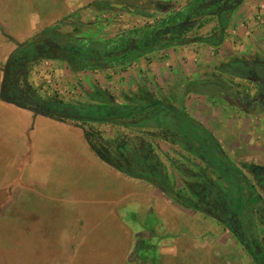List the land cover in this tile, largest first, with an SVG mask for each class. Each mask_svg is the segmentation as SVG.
Segmentation results:
<instances>
[{
    "label": "rangeland",
    "instance_id": "obj_1",
    "mask_svg": "<svg viewBox=\"0 0 264 264\" xmlns=\"http://www.w3.org/2000/svg\"><path fill=\"white\" fill-rule=\"evenodd\" d=\"M94 1L96 0H0V83L10 53L17 48L16 43H25L55 23L66 21L68 26L63 32L72 37L80 36L94 41H108L125 31L149 23L125 12H108L89 6ZM157 18L160 20L161 16L157 15ZM218 25L216 19H209L204 25L205 30L195 29L190 36L212 34L219 31ZM228 70L230 75L227 77H214L217 87L211 85L210 81L207 84L193 83L188 86L199 91L208 90L210 94L216 93L217 96L222 89L231 87L238 92L252 87L253 92L251 88L250 90L255 93L256 88L251 82L236 75L237 72L246 73L244 67L234 65ZM122 71L125 69L116 72ZM111 77L113 74L108 70L73 73L64 63L40 61L30 65L27 82L39 97L45 100L55 99L69 105L85 103L89 100L87 93L99 88L105 91L114 103L125 104L126 97L132 96L133 93L128 91L119 94L115 90L113 94ZM150 86L163 103L170 107L178 106L179 101L172 99L174 93L169 86L161 89L158 86ZM136 90L139 91V88ZM217 98L220 102L215 105V111H221L222 119L226 115L225 109L220 110L216 106L225 107V104L222 99ZM229 108L234 109L230 105ZM0 109V150L3 153L6 149L13 148L21 156L19 158L29 160L28 163L20 161L19 166H16V161L9 162L10 156H0V264H139L135 252L131 253L132 256L126 253L127 244L131 248L137 244L135 234L140 232L143 226V214L140 213L142 208L136 207L135 204L141 202L143 207H148L136 193L138 188L129 183V205H124L125 210L119 205V212H113L110 216V211L105 209L103 202L114 197L116 205L113 206L117 208L118 201L124 197L125 192L127 193L126 181L98 167L90 149L85 151L82 146L71 153L70 148L74 143L67 141V135L66 144L60 136L40 141L35 139V142L30 138L31 134L23 137L19 127L20 116L15 114L16 111L1 106ZM5 111L9 118L4 117ZM236 111L240 113L237 109ZM73 125L83 131L86 139L90 136L94 144L103 148L106 147L105 143L115 146L122 137H129L131 133L110 124L73 122ZM221 127H218L219 130ZM223 127L225 128V124ZM212 134L215 139H220L223 135L229 137V132L226 131L222 134ZM131 135L144 138L152 144L154 153L160 158L163 169L171 175L176 189L184 190V179L172 168L170 160L181 161L182 158L189 157L187 151L179 145L172 146L143 134ZM232 140V137L225 140L221 147L226 153L234 151V155L229 157L234 163L241 165L250 153L246 145L242 151L234 150L236 148ZM32 143L41 145L33 147ZM58 146L65 149H57ZM32 151H35V156H31ZM197 164L202 165L201 162ZM207 172L213 175L208 169ZM134 199L139 201L134 202ZM126 215H129L130 219H126ZM135 216L137 219H134ZM185 220L186 227L199 230L194 222L188 218ZM159 221L164 224L163 217L156 216H151L146 222ZM183 227L186 230L184 225ZM164 229L162 226L161 230ZM186 235L191 233L186 232ZM191 238L194 244L190 251L181 252L171 264H199L207 257V250L201 245L202 239L194 235H191ZM213 240L225 241L228 244L230 250L226 253L227 257L234 255L248 260V254L240 247L237 252H233V244L236 247V241L226 228H220L214 234L211 232L209 241ZM220 251L217 264H231L233 260L227 259L223 254L224 248H220ZM238 254L242 257H238ZM151 255L152 258L148 255L145 258L150 260L146 264H158L155 261L157 255Z\"/></svg>",
    "mask_w": 264,
    "mask_h": 264
},
{
    "label": "crops",
    "instance_id": "obj_2",
    "mask_svg": "<svg viewBox=\"0 0 264 264\" xmlns=\"http://www.w3.org/2000/svg\"><path fill=\"white\" fill-rule=\"evenodd\" d=\"M167 3L170 7L169 10L162 13L157 12V14L162 16L163 20L173 15L176 16L183 11L185 12V9L193 3V0H171ZM227 25L225 39L218 49L206 44L197 43L163 49L148 54V56L134 62L125 71H110L113 74L110 84L113 86V94H115V90L119 94L128 91L136 92V88L140 86H143L153 93L150 85L158 86L160 89L169 86L174 93L172 99L179 101L178 109L201 123L211 134H222L225 131L229 132V137L223 135L220 139H217L220 145L232 137L234 139L232 143L235 144L234 148H236L234 150L242 151L243 147L245 148L244 145L247 146V151L250 153V156L245 158L244 163L264 165V112L258 115H251L238 109L233 104L223 101L225 107L216 106L220 110L225 109L226 115L220 119L222 117L221 111L217 113L215 111V105H218V102H220L219 99L211 96L208 90L199 91L188 86L193 83L207 84L210 81L211 85L213 84V86L217 87L218 85H216V79L214 77H227V75H230L228 69L233 68L234 65L244 67V69L250 63L264 65V0H244L232 12ZM119 73L120 75L118 76ZM236 75L239 76L240 72H237ZM252 92L251 94H253ZM229 105L234 107V109L229 108ZM0 106L7 108V110L13 109L16 111L15 114L20 116L18 120L23 137L24 135L31 134L30 138H33L32 140L35 142V139L40 141L44 138H58L60 136L61 139H64L63 143L66 144L67 135L69 139L67 141H70V144L74 143L73 147L70 148V152L81 149L82 146L85 151L90 149L93 160L98 167L104 171L113 173L120 180L126 181L127 193L125 192L124 197L120 198L117 208L113 206L116 205L114 197L103 202V205L106 206L105 209L110 211V216L113 212H119L118 208H121L120 206L123 209L126 207L124 205H129V183L134 184L138 188V192L136 193L138 196H141V200L148 206L143 207L141 202L135 204L136 207L142 208L140 213L143 214V219L149 221L151 216L163 217L164 219V224L163 221L149 223L144 222L142 219L143 226L140 232L135 234L137 244L133 248L129 244L126 245V253L132 256L131 253L135 252L136 261L139 264L149 262L150 260H145V258L147 255L152 258V253L157 255L155 261L158 264H171L181 252L190 251L194 244L191 235L198 236L202 239L201 245L204 246L208 253L207 257L199 264H217L218 257L221 255L220 248H224L225 251L223 254L226 257L228 256L226 253L230 249L225 241H209L211 232L214 234L220 228L223 230V225L210 217L201 216L202 214L199 212L193 210L191 212V209L176 204L151 183L127 176L101 161L91 150L83 131L73 125L72 121H59L43 115H36L30 110L3 102L1 99ZM236 109L240 113H237ZM4 114L6 115H3L4 117H8L6 111ZM235 118H237V121H235ZM9 121L12 122L11 120ZM224 124L225 128L223 127ZM220 126H222L221 131L219 130ZM0 132L2 133V129ZM134 134L138 135V133ZM160 141L162 142L163 140ZM60 143L62 142L60 141ZM32 145L33 147H40L41 144L32 143ZM161 147L164 149V146L161 145ZM57 149H65V147L58 146ZM34 152L32 151L30 153L31 156H35ZM224 152L226 153V151ZM233 153L229 152L226 154L233 156ZM2 154L10 156L8 158L9 162L11 160L16 161V166H19L20 161H25L24 157L19 158L21 156L13 148L12 150L11 148L6 149L3 153L0 150V156ZM28 162L29 160L25 161V163ZM136 201L139 200L134 199V202ZM122 214L124 217V212ZM125 218L130 219V216L126 215ZM187 218L194 222L199 227V230L193 227H186L185 219ZM134 219H137V217L135 216ZM183 225L186 230H184ZM162 226L165 228L164 231L161 230ZM146 229H150V231ZM186 232H190L191 235L187 236ZM239 247L244 251L236 242V247L233 244V248L235 249L233 252H237ZM238 257H242V255L238 254ZM227 259L233 260L231 264H252L249 256L248 260L246 258H237L234 255L227 257Z\"/></svg>",
    "mask_w": 264,
    "mask_h": 264
},
{
    "label": "trees",
    "instance_id": "obj_3",
    "mask_svg": "<svg viewBox=\"0 0 264 264\" xmlns=\"http://www.w3.org/2000/svg\"><path fill=\"white\" fill-rule=\"evenodd\" d=\"M136 1L139 4L135 5L136 8L134 10H128L127 14L138 17L145 22H149L148 25L134 30L125 31L108 41H94L84 38L77 41L76 39V45L78 46H76V49L78 50L79 55H95L94 53L96 52H99V54L102 55H114L108 60L107 64L110 65L104 70L117 71L127 69L134 62L141 60L148 56V54L175 46L197 43L206 44L218 49L225 39V32L230 15L244 2L243 0V2L238 5V0H193V3L185 9V12L183 11L176 16L173 15L163 20L162 16L157 14V12L162 13L169 10L170 7L167 2H170L171 0ZM89 6L104 10H107L106 8H108V12H120L115 10L114 7L108 5V3H104V0H96ZM157 15L161 16L160 20L157 18ZM209 19H216L218 21V26L220 27L219 31L209 35H198L195 37L190 36V33L188 35L189 38L186 40H166L159 46L154 44L155 42H152V38L160 34V32L163 29L168 28V26L176 25L175 27L179 28V24L190 20V22L195 23L194 27L197 26L195 29H201L204 28L205 23L208 22ZM63 24H67V22L61 21L55 23L49 29L57 31L58 35L63 37V29L65 27ZM72 39L71 42L73 43L74 38ZM32 40L33 38L26 43H16V45L20 48L27 45ZM143 43L147 44L144 47L145 49L141 51L139 46ZM131 44L133 46L129 47ZM22 56L24 55H17L18 58H21ZM14 57L15 55H12V59H14ZM40 61H57L66 64L64 59L50 57L49 59L43 60H31L28 65ZM72 63L74 62L72 61ZM70 68H72L71 70L73 73L103 70L98 65L87 66L82 69L73 66ZM132 93V96L126 97L125 104H118L114 103L105 91L95 88L92 92L87 93L89 98L88 102L69 105L63 101L49 99L54 100L55 108L60 114L55 115L47 110H42V112L38 114L59 121L71 120L76 123L116 125L125 130L131 131L129 137H122L115 146H112L110 143H105L106 147L104 146L103 148L94 144L90 136L87 138V142L89 143L91 150L101 161L127 176L142 179L151 183L167 198L184 208L195 210L196 212L203 213V215L216 220V217L206 213L204 210L205 204L200 203L197 200L203 195H208L207 191H209L211 187H215V185H217V190L222 192L221 200L223 201L226 199L228 207H231L230 209L236 211V209L238 210L240 208L241 204L247 209L252 208L254 204L253 197L256 192L252 189L251 184L248 183V177L244 171H240L237 168V164L227 156L217 139H215L201 123L191 118L177 107H170L168 104L163 103L154 93H151L143 86L139 87V91ZM210 95L218 97L216 93ZM0 99L3 102L7 101L6 103H8L10 99L14 98L0 96ZM22 104L26 105L25 103ZM65 109L71 115H67V113L64 114L62 111ZM43 112H47V114H44ZM132 133L143 134L145 137L160 139L172 146L179 145L187 152L194 155V158L203 160L208 164L213 163V165H209L210 169L208 168L209 166L202 167L194 162L192 163L193 166H184L181 161L171 159L170 163L172 167H174V169L181 175L182 179H184L183 182L187 187L184 190L179 191L177 194L173 190L174 182L170 177L171 175L163 169L161 160L158 155L154 153V147L152 144L145 141L144 138L141 139L132 136ZM135 136L138 135L135 134ZM188 147H193L194 150L188 149ZM212 149L220 151L221 156L218 157ZM190 162L191 161H188V163ZM222 162L226 168H229L228 164H231L239 171L229 168L230 171L227 173L223 169ZM218 163L220 164L218 165ZM143 169L146 172H143ZM207 169L212 171L213 175H209ZM220 179H222L223 182L218 184ZM203 191L205 192L202 193ZM187 192L191 193L195 200H191L185 196H183V198L182 196H179L180 194L183 195ZM222 196H225V198ZM182 199L185 202L182 201ZM233 202H235L236 205H234ZM262 217H264V215ZM262 220L263 231L261 235H256L255 224L252 226V230H247V236L250 234V231L253 232V237L250 236V238L248 236L249 241L255 237H264V218ZM222 225L231 233L235 234L236 238L239 240L241 239V235H239L240 233H236L235 228L232 225L227 224L226 222H222ZM242 232L245 233L244 231ZM262 243H264V240ZM247 251L251 253L248 247Z\"/></svg>",
    "mask_w": 264,
    "mask_h": 264
},
{
    "label": "flooded vegetation",
    "instance_id": "obj_4",
    "mask_svg": "<svg viewBox=\"0 0 264 264\" xmlns=\"http://www.w3.org/2000/svg\"><path fill=\"white\" fill-rule=\"evenodd\" d=\"M136 0H104V3H108V5L114 7L115 10L120 12H126L130 9H135L139 3ZM108 11V8H106ZM209 12V11H208ZM189 21H187L184 25L179 24L180 28L175 26H168V28L163 29L160 34L156 35L152 38V42H155L157 46H159L164 41H172V40H186L188 39V35L193 32V30L197 27L189 28ZM52 26V25H51ZM51 26L46 27V29L42 30L40 33L34 35L33 40L23 47H18L13 50L10 55H15L14 59L9 58L6 62V65L3 69V76L0 83V96L11 97L17 99L20 103H25L26 105H32L38 113L42 112V110H47L55 115H59L60 113L55 108L54 100H45L41 99L39 95L29 86L27 82L29 67L32 64L28 63L34 59H49L51 58H61L64 59L66 65H68L70 71L72 72V68L75 67L82 69L83 67L98 65L104 71L107 69L108 60L114 55L109 54H99V52L94 53L95 55H79L78 50L76 49L78 46L76 45V39L79 41L81 39L80 36L72 37L69 33H63V37H60L57 31L50 30ZM63 26H68L67 24H63ZM64 27V28H65ZM58 35V36H57ZM30 38V39H32ZM74 38L73 43L71 42ZM29 39V40H30ZM28 40V41H29ZM26 41V42H28ZM25 42V43H26ZM129 44V42H128ZM127 44V45H128ZM147 43H143L140 47V50H144L145 45ZM77 46V47H76ZM133 46L132 44L129 47ZM19 49V50H18ZM20 51V53H19ZM17 55H24L21 58H18ZM10 57V56H9ZM72 61L74 63H72ZM9 62V63H8ZM38 63V62H37ZM35 64V63H33ZM246 73H240L239 77L244 78L246 81L251 82L255 89V93L251 94L250 88L246 87L244 91L238 92L233 87L230 89L224 88L220 91V95L218 97L223 101L230 103L234 100L238 101L239 105H234L238 109L245 111L248 108L246 101H256L260 96V89L264 90V66L250 63L245 67ZM86 72V71H84ZM253 79H256L258 83L254 82ZM249 99V100H248ZM34 110L33 113L36 111ZM62 112L67 115H71L65 109ZM35 113L36 115H39ZM63 114V113H61ZM250 114V113H248ZM252 115V114H251ZM188 149H193V147H188ZM194 150V149H193ZM218 157L221 156L220 151L214 150ZM189 157L182 158L181 163L184 166H193V162H201L203 167H207L209 165H213V163L208 164L203 160L194 158L190 152H187ZM197 153V152H196ZM228 156V155H227ZM194 158V159H193ZM230 158V157H229ZM232 160V159H231ZM188 161H191L188 163ZM196 161V162H195ZM220 163H218L219 165ZM223 169L229 173L232 168L235 171H244L246 176L248 177V183L251 184L252 189L256 192L254 198V204L251 209L245 208L244 205L241 204L240 208L236 211L230 209L228 207L227 201L221 200V193L217 190V185L215 187H211L209 191H207L208 195H203L197 199L200 203H204V210L206 213L211 214L216 217V221H220L219 223L222 225V222H226L227 224L232 225L235 228L236 233H240L241 239L236 238L235 234L231 233L235 238V241L243 248V250L250 257L252 264H264V237L259 236L252 238V242L249 241V237H253V232L250 231V234L247 236L248 231L252 230V226L255 224L256 226V235L262 234V217L264 215V165H257L255 163H243L241 165H236L237 168L233 167L231 164H228L229 168H226L222 162ZM174 169V167H172ZM210 169V166L208 167ZM144 170V169H143ZM175 170V169H174ZM177 171V170H176ZM143 172H146L145 170ZM250 175V177H249ZM223 181L220 179L218 184H221ZM183 188H187L185 184H183ZM177 194L179 190L174 186L173 189ZM183 190V189H182ZM253 191V192H254ZM203 191L202 193H204ZM181 193V192H180ZM182 194V193H181ZM179 196H185L191 200H195L193 195L189 192ZM200 194V193H199ZM225 198V196H222ZM206 198V200H205ZM182 201H184L182 199ZM185 202V201H184ZM192 210V209H191ZM195 211V210H193ZM241 213V214H240ZM239 216V217H238ZM235 220V221H234ZM222 221V222H221ZM244 231L245 233H243ZM250 237V238H251ZM247 247L250 249L251 253L247 251Z\"/></svg>",
    "mask_w": 264,
    "mask_h": 264
},
{
    "label": "water",
    "instance_id": "obj_5",
    "mask_svg": "<svg viewBox=\"0 0 264 264\" xmlns=\"http://www.w3.org/2000/svg\"><path fill=\"white\" fill-rule=\"evenodd\" d=\"M242 2H243V0H238L237 1V4L240 5ZM185 23L186 22L182 23V25H184ZM194 25H195L194 22H190L188 26L190 28H192V27H194ZM179 28H180V25H179ZM11 58H12V55H10L9 61L11 60ZM253 81L256 82V83H258V81L256 79H253ZM244 102L248 106V108L245 109V111L247 113H250L252 115H258V114L263 113L264 112V90L263 89H260V96H259V98L256 101H250V100L249 101H246L245 100ZM8 103L15 104L18 107H23L26 110H33V111L35 110L34 107H31L32 105H30V106L29 105H23L22 103H20L17 100H14V99H10L8 101ZM230 103L233 104V105H239L238 101H236V100H234L233 102H230ZM35 113H38V111H36ZM43 113L44 114H47V112H43Z\"/></svg>",
    "mask_w": 264,
    "mask_h": 264
}]
</instances>
